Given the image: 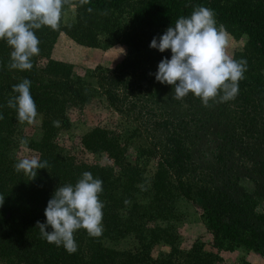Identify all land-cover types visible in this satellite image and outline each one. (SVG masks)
Listing matches in <instances>:
<instances>
[{
    "label": "trees",
    "instance_id": "16d2710c",
    "mask_svg": "<svg viewBox=\"0 0 264 264\" xmlns=\"http://www.w3.org/2000/svg\"><path fill=\"white\" fill-rule=\"evenodd\" d=\"M76 2L78 10L75 20L63 22L61 17L57 30L43 27L36 31L40 40V54L32 58L33 67L30 71L10 70L7 67L10 62L8 49H11L5 41L0 40V73L16 72L29 79L36 106L45 114L50 115L58 107L64 108L68 99L73 100L75 105H84L90 101L89 96L75 85L78 80L77 83L73 82V66L50 58V49L60 32L78 44L96 47L99 31L111 35L114 41L124 43L129 48L118 67L123 69L128 67L131 60L142 56L154 36L158 39L167 27L174 26L179 17L190 15L195 6L211 8L217 25H223L226 32L236 40L245 37L243 46L233 53L236 59H246L247 70L244 79L239 82L236 96L242 107L236 108L232 113L231 126L237 128L240 124L237 118L246 114V107L253 100L252 94L256 93L264 100V0H90L83 6L79 4V0ZM71 3L72 0L69 4ZM154 50L161 58L171 56L170 50L163 53ZM39 58L47 59L43 70L53 77L49 83L37 82L35 66ZM111 74L114 87L127 84L126 79L123 81V78H119L117 70L111 71ZM107 92V99L111 103L120 100L117 91ZM8 99L7 95L0 96V113L3 114V119H0V195L4 196L3 204L0 205V264H172L171 261H160L159 257L156 260L150 257V238L158 237V233L162 230L165 232V229L156 227L150 230L143 227L142 218H157L146 217L149 215L148 206L143 207L142 203L139 205L136 199L133 201L136 192L140 193L141 198H147V186L137 188L135 180L128 179V176L134 175L142 183L150 182L154 191L160 194L161 200L169 198L171 186L174 185L167 179L164 170L173 168V171L180 174L189 158V147L182 136L181 124L170 118L155 122L152 130H160L167 135L169 147L160 154L162 157L159 161H155L157 152L150 149L144 151L145 157L152 156L155 163L154 169L148 170L151 171L152 178H145L144 168L129 169L124 173L123 170L119 171L120 168L113 170L108 166H94L83 162L77 164L72 156L59 157L56 145L51 142L56 127L47 118L43 124L45 132L42 139L31 144L39 152V158L48 162V167L38 169L36 177L29 179L14 170V159L3 149L6 134L12 133L16 124L15 110L6 107ZM120 126L121 133L124 126L122 123L115 126L117 130L96 128L95 133L85 134L82 141L89 150L106 151L119 166L122 153L127 151L126 140L117 141L121 136L118 135ZM9 171L16 178L13 182L6 180ZM84 171L91 172L94 177L103 181L100 199L104 203V230L96 238L90 237L83 229L77 231V250L69 253L64 247L42 239L36 221H45L44 209L56 188L68 183L75 184ZM174 187L181 189L186 199L197 197L202 202L207 225L217 241L243 244L256 251L264 249V230L242 222L239 217L240 212L249 213L247 206L231 199H219V196L210 195L206 188L198 190L199 187L192 189L189 184L184 186L182 179ZM211 197L217 201L206 206ZM47 230H51L50 227ZM126 238L136 240L132 247L120 245ZM105 239L108 245L105 244ZM191 258L197 261V256ZM181 262L184 264L183 260Z\"/></svg>",
    "mask_w": 264,
    "mask_h": 264
},
{
    "label": "rangeland",
    "instance_id": "374dc122",
    "mask_svg": "<svg viewBox=\"0 0 264 264\" xmlns=\"http://www.w3.org/2000/svg\"><path fill=\"white\" fill-rule=\"evenodd\" d=\"M72 1L64 6L63 22L75 20L78 4L76 0ZM106 34L97 33L96 47L78 44L65 33H59L50 49V58L73 66V82L78 80L75 85L89 96L90 101L75 105L73 100L68 99L64 108L58 107L50 115L37 107L38 115L32 124H20L15 118L13 132L6 134L7 139L3 143L5 153L14 159V164L25 155L39 157V152L31 143L42 139L45 132L43 124L49 118L52 122L60 121L51 140L59 157L72 156L77 164L108 166L113 170L120 168L119 171L124 173L129 169L144 168L145 178H152L148 170L154 169V159L152 156L145 157L144 151L150 149L157 152L155 161L161 160L160 154L169 147L168 137L160 130H152V127L162 118H170L181 124L182 136L189 147V158L180 174L173 168L164 170L170 183L176 186L182 179L184 186L189 184L192 189L199 187L198 190L206 188L210 195L219 196V199H231L247 206L249 213H239L242 222L264 230V100L260 95L252 94L253 100L247 105L246 114L238 116L240 124L235 128L231 126L230 118L236 108L242 107L240 100L235 98L227 103L210 101V106L206 107L191 94L181 100L175 99L171 85L155 80L161 56L149 44L142 56L131 60L128 67L119 69L129 48ZM227 37V52L233 55L243 46L245 37L236 40L229 33ZM46 62V58H39L35 66L38 83H49L53 78L43 70ZM113 70H117L119 78L126 79L127 84L114 87L110 79ZM22 79L24 77L16 72L0 73V96L15 95L12 86ZM108 90L119 93L117 103L108 101ZM31 94L35 100L32 90ZM120 123L124 126L121 133V126L118 129V135L122 137L117 141L126 140L127 151L122 153L121 164L117 166L106 151L87 149L82 138L85 134L95 133L96 128L117 130L115 126ZM21 138L29 141L26 148L19 144ZM13 174L9 171L6 180H16ZM128 179H134L137 188L147 186L149 192L146 191L147 198H141L136 192L133 200L136 199L139 205L142 203L143 207L148 206L149 215L146 217L157 218H142L143 227L165 229V232L158 233V237L150 238L148 247L152 259L159 257L160 261H171L172 264H182V260L184 264H264V249L256 251L243 244L217 241L207 225L205 210L197 197L186 199L181 189L171 186L170 197L161 200L150 182L142 183L134 175L128 176ZM216 201L211 197L206 206ZM147 233L152 236L151 232ZM135 241L126 238L120 245L130 248ZM104 242L108 245L107 239ZM194 255L197 261L191 258Z\"/></svg>",
    "mask_w": 264,
    "mask_h": 264
},
{
    "label": "clouds",
    "instance_id": "9594fccd",
    "mask_svg": "<svg viewBox=\"0 0 264 264\" xmlns=\"http://www.w3.org/2000/svg\"><path fill=\"white\" fill-rule=\"evenodd\" d=\"M89 2L79 0L81 6ZM69 3L70 0H0V40L11 49L7 65L10 70L32 69V58L40 54L36 31L43 27L57 30L64 6ZM149 47L161 53L170 50V58H161L154 75L156 81L173 87L175 99L191 94L207 107L210 101L227 103L238 95L247 61L228 54L227 32L223 25H217L211 8L195 6L190 15L179 17L158 39L154 36ZM31 83L24 78L14 84L15 95L6 102V107L15 110L20 124H32L38 115ZM52 123L54 127L60 126L59 120ZM28 143L26 138L19 140L24 148ZM47 167L48 162L35 155L22 156L14 164V170L29 179L36 177L38 169ZM102 192L103 181L89 171H84L75 184L58 186L44 209L45 221H36L41 238L74 253L77 231L83 229L93 238L102 235ZM3 201L4 196L0 195V205ZM49 227L51 230H47Z\"/></svg>",
    "mask_w": 264,
    "mask_h": 264
}]
</instances>
